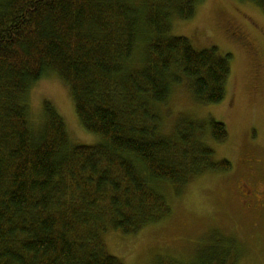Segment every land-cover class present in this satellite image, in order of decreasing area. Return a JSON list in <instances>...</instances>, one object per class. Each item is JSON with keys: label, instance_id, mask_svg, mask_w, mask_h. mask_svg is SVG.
<instances>
[{"label": "trees", "instance_id": "trees-1", "mask_svg": "<svg viewBox=\"0 0 264 264\" xmlns=\"http://www.w3.org/2000/svg\"><path fill=\"white\" fill-rule=\"evenodd\" d=\"M203 1L147 0L144 32L127 0H0V264H122L104 233L166 219L160 186L178 194L207 171L230 169L200 141L205 123L182 119L167 138L153 125L175 74L197 103L224 99L231 56L167 36L171 17L190 19ZM248 1L264 15V0ZM143 33L144 63L134 66ZM47 73L67 85L81 125L102 143L70 148L49 102L34 134L24 98ZM209 133L216 143L228 137L216 121Z\"/></svg>", "mask_w": 264, "mask_h": 264}, {"label": "rangeland", "instance_id": "rangeland-1", "mask_svg": "<svg viewBox=\"0 0 264 264\" xmlns=\"http://www.w3.org/2000/svg\"><path fill=\"white\" fill-rule=\"evenodd\" d=\"M127 1L138 9L145 32L147 0ZM170 22L168 37H185L196 50L216 47L221 56L229 54L230 75L223 101L203 105L194 101L184 75L175 74L179 83L154 108L156 135L170 137L182 119L205 123L200 141L213 150L214 161L227 160L231 167L203 173L178 194L168 184L160 186L170 215L136 234L107 231L106 251L122 264H264V15L248 0H204L192 18L173 16ZM143 36L147 40L137 44L134 66L141 67L142 58L144 63L141 53L149 40ZM45 102L63 118L70 148L103 142L85 131L67 85L52 73L24 98L34 134L44 121ZM210 121L224 124L225 142L210 138Z\"/></svg>", "mask_w": 264, "mask_h": 264}, {"label": "flooded vegetation", "instance_id": "flooded-vegetation-1", "mask_svg": "<svg viewBox=\"0 0 264 264\" xmlns=\"http://www.w3.org/2000/svg\"><path fill=\"white\" fill-rule=\"evenodd\" d=\"M246 194L249 195V191H247Z\"/></svg>", "mask_w": 264, "mask_h": 264}]
</instances>
